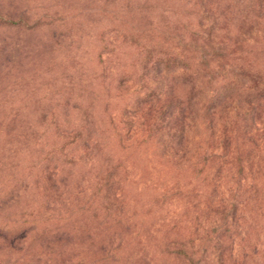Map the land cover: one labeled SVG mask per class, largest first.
Segmentation results:
<instances>
[{
	"label": "rangeland",
	"instance_id": "374dc122",
	"mask_svg": "<svg viewBox=\"0 0 264 264\" xmlns=\"http://www.w3.org/2000/svg\"><path fill=\"white\" fill-rule=\"evenodd\" d=\"M253 4L0 0V264H264Z\"/></svg>",
	"mask_w": 264,
	"mask_h": 264
},
{
	"label": "trees",
	"instance_id": "16d2710c",
	"mask_svg": "<svg viewBox=\"0 0 264 264\" xmlns=\"http://www.w3.org/2000/svg\"><path fill=\"white\" fill-rule=\"evenodd\" d=\"M256 3V8L260 9V7L264 6V0H246V5L247 7H250L249 10H253L254 8V4ZM264 8V7H263ZM255 9V8H254ZM246 11V9H245ZM257 17V15H256ZM204 66H207V63L204 64ZM228 66H230V70L231 71H236L234 73H232L233 76H231V79H229V84L228 86L224 89H221L217 92H215V98L219 99V101H223L226 97H230L233 93H241L244 90V84L246 85V89H251V90H255L252 87H250V85L247 86L248 81L253 79V75L252 74H243V72L241 71V69L243 68L242 66V62H231ZM235 81H238V83H236ZM226 89H228V92L226 94L225 91ZM249 91V90H247ZM231 92V94H230ZM257 93L254 96H250L249 94H251V92L245 94L246 97L245 99L242 101L245 103V112L246 113H253L255 111V108L257 107L258 100H264V88L260 89L259 91H256ZM258 103V104H256ZM217 105V104H216ZM221 140V139H220ZM218 142H220L218 140Z\"/></svg>",
	"mask_w": 264,
	"mask_h": 264
}]
</instances>
